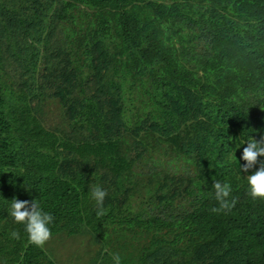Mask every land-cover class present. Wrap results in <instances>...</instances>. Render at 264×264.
<instances>
[{"label":"trees","instance_id":"trees-1","mask_svg":"<svg viewBox=\"0 0 264 264\" xmlns=\"http://www.w3.org/2000/svg\"><path fill=\"white\" fill-rule=\"evenodd\" d=\"M262 137L264 0H0L4 264H55L13 198L38 199L51 235L88 238L99 264H264L257 166L240 175L235 149Z\"/></svg>","mask_w":264,"mask_h":264},{"label":"clouds","instance_id":"clouds-1","mask_svg":"<svg viewBox=\"0 0 264 264\" xmlns=\"http://www.w3.org/2000/svg\"><path fill=\"white\" fill-rule=\"evenodd\" d=\"M245 143L246 146L243 147L240 156V159L244 163L239 167V174L241 172L248 173L254 165L257 166L254 172L244 177H246L249 197L253 200H264V160L258 161V157H264V137L259 142L252 138L245 139L235 149ZM212 188L214 199L218 205V207L212 209V212L227 213L230 211L235 204V199L231 196L232 186L230 183L215 181ZM107 194V191L99 186L91 190L90 198L95 202L98 215L103 214V204ZM7 212L11 217L12 223L22 228L29 244L36 247H43L49 240L51 235L50 225L53 221V216L49 211L44 209L38 199H33L29 202L28 200H17L13 198L9 201ZM8 237L11 240H18L20 239V232L12 229L8 232ZM111 261L112 264H121V256L119 254H113ZM0 264H4V262L0 261Z\"/></svg>","mask_w":264,"mask_h":264},{"label":"rangeland","instance_id":"rangeland-1","mask_svg":"<svg viewBox=\"0 0 264 264\" xmlns=\"http://www.w3.org/2000/svg\"><path fill=\"white\" fill-rule=\"evenodd\" d=\"M43 248L55 264H99L97 247L82 235L53 234Z\"/></svg>","mask_w":264,"mask_h":264}]
</instances>
